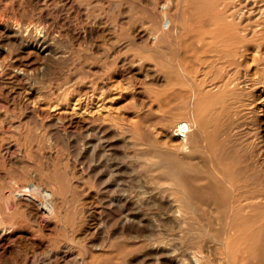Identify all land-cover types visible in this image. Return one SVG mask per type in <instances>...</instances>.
<instances>
[{"label": "bare ground", "instance_id": "obj_1", "mask_svg": "<svg viewBox=\"0 0 264 264\" xmlns=\"http://www.w3.org/2000/svg\"><path fill=\"white\" fill-rule=\"evenodd\" d=\"M65 1L97 15L76 31L79 42L99 32L104 59L95 76L74 68L91 77L78 86L86 102L114 85L110 40L125 32L147 53L120 63L144 110L126 128L77 117L83 96L73 103L66 87L75 71L60 66L71 51L53 17L0 0V241L11 242L0 264H214L216 252L227 257L220 264H264V159L246 163L239 137L247 115L264 123V0ZM34 72L47 81L29 88L21 75ZM95 122L101 134L128 132L138 162L128 180L109 149L107 159L95 151Z\"/></svg>", "mask_w": 264, "mask_h": 264}, {"label": "rangeland", "instance_id": "obj_2", "mask_svg": "<svg viewBox=\"0 0 264 264\" xmlns=\"http://www.w3.org/2000/svg\"><path fill=\"white\" fill-rule=\"evenodd\" d=\"M25 1L36 13L41 11L49 12L54 19L55 28L61 31L60 45L65 50L71 51L70 58L62 60L60 66L63 65L64 70L66 71L69 70L72 73L75 71L69 77L66 87H69L73 91L71 94V97L74 99L73 103L77 101L80 94L83 96V98L78 100L76 109L79 111L78 106L82 107V109L79 113H76V116H89L90 120H96V122H101L102 120L110 122L117 121L123 128H126L130 120L141 113L144 108H140L141 97L134 93V87H127V81L130 79V72L127 65H120V63L123 59L139 58L145 56L147 53L141 46L132 42L125 32L122 33L118 39L113 41L110 40L111 42L119 43L113 53V55L117 57L119 63L116 68L111 69L110 73L114 85L105 90L101 95L96 92L92 97V100L87 103L86 99L87 96L90 95V92L83 94V92L78 89V86L84 82H89L91 77L84 76L76 78V75L79 73L77 70L80 71L79 67L82 65L84 67L83 72L86 75L95 76V72H100L99 64H101L104 59L94 47L96 41L100 39V35H98L100 33L95 32L92 37L85 38L79 42L76 39V31L77 29L84 30L87 23L96 20L97 15L93 13L88 17L79 11L76 6L70 5L65 0H54V2H38L37 0ZM22 3L23 5L25 4L24 1ZM129 13L133 16H139L140 10L132 9ZM124 26L127 27L126 24ZM1 41L2 39L0 42ZM125 43L128 44V47L125 46ZM75 67L77 70H74ZM101 72L103 75L106 74V70L104 69H102ZM21 77L29 88L34 87V84L36 85L39 82L42 84L43 81H47V76L42 72L23 73ZM260 119V115L257 112L247 115L243 118L239 128V137L242 144L240 153L246 163H255L256 160H260V158L264 159V123L261 122ZM96 122L93 128L88 130V132H91L88 137L91 140V143H93V146L97 143L95 151L100 154L102 153L104 155L102 156L107 159L106 152L109 149L112 152L111 156L113 157L109 159V164L112 165L116 162L118 167H122L123 173L118 175V177L122 178L124 176L125 179L128 180V172L132 169V165H136L135 162H137L136 158L133 156V149L130 147V139L127 138L128 132L123 130L124 134L118 135L115 129H106V131H103L101 134L97 131L98 128ZM67 128L70 131H73L76 127L72 124ZM106 138H108V142L105 141ZM262 169L264 171V163ZM111 172V168L108 171L103 170L99 173V178L104 176L106 179L112 175ZM109 180L110 183H112L110 178ZM108 187L111 188L109 184ZM148 210L153 216L151 219H155V223H159V227L165 232V236L171 238L173 242H179L175 236L177 230L174 227L173 222L163 216L155 205H150ZM209 238L210 237L208 236V239ZM183 242L187 246H191V248L197 245V243L193 242V239L190 238V236H186ZM10 244V241H0V250L8 248ZM210 260L214 264H220V262L227 261V257L226 255L216 252L211 255ZM136 264L157 263L155 257H152L150 260H138Z\"/></svg>", "mask_w": 264, "mask_h": 264}]
</instances>
